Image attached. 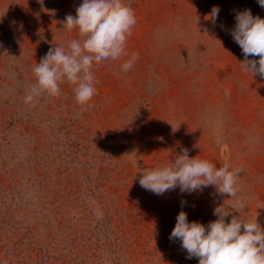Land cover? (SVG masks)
<instances>
[{
    "label": "rangeland",
    "instance_id": "1",
    "mask_svg": "<svg viewBox=\"0 0 264 264\" xmlns=\"http://www.w3.org/2000/svg\"><path fill=\"white\" fill-rule=\"evenodd\" d=\"M79 2L0 0V264H199L169 240L178 213L207 225L236 200L244 207L226 222L264 229V77L245 70L230 34L238 11L264 18V7L125 0L137 23L126 56L93 60L97 94L81 102L65 78L60 95L25 103L36 63L83 39L63 27ZM183 149L240 169L237 196L140 186L139 171L170 166Z\"/></svg>",
    "mask_w": 264,
    "mask_h": 264
},
{
    "label": "clouds",
    "instance_id": "2",
    "mask_svg": "<svg viewBox=\"0 0 264 264\" xmlns=\"http://www.w3.org/2000/svg\"><path fill=\"white\" fill-rule=\"evenodd\" d=\"M264 7V0H257ZM219 7H213L210 19L215 23ZM235 27L231 30L233 40L240 46L244 56L241 62L253 76L264 77V18L253 16L250 9L238 11ZM137 19L134 10L125 0H80L75 15L65 17L63 27L69 30L78 27L83 39L74 38L67 46L51 48L33 68L36 83L26 92L25 103H33L42 95L54 97L61 94L60 84L65 78L75 81L74 93L78 100L86 102L97 94L93 60H117L126 56L127 38ZM87 30V34L83 31ZM259 57L258 61L249 57ZM139 59L133 53L121 70L128 72ZM139 184L157 196L179 188L181 194L203 192L214 187L217 195L227 194L231 198L239 192L237 180L240 169L229 164L217 167L215 164L196 158H189L188 150L176 156L170 166L147 171ZM230 198V199H231ZM186 201H181L185 204ZM236 207H244L240 200L233 205H218L213 215L218 218L207 225L188 220V214L181 210L170 233V241H180L187 258H198L199 264H264V229L255 219L252 222L232 216L226 218Z\"/></svg>",
    "mask_w": 264,
    "mask_h": 264
}]
</instances>
